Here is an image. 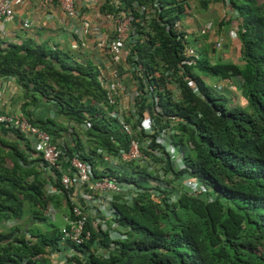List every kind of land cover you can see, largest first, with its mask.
<instances>
[{
    "label": "trees",
    "instance_id": "trees-1",
    "mask_svg": "<svg viewBox=\"0 0 264 264\" xmlns=\"http://www.w3.org/2000/svg\"><path fill=\"white\" fill-rule=\"evenodd\" d=\"M120 2L123 10L136 19L141 15L134 2L154 9L144 25L135 23L141 38L134 51L141 71L126 74L139 82L140 111H149L159 131H174L171 140L181 148L186 168L176 171L168 154V180H161L159 171L146 173L133 163L120 172L105 167L110 174H120V182L138 189L130 204L117 199L113 205L120 224L130 228L128 238L116 241L108 256L90 254L83 260L74 256L67 264H264V2H201L203 8L227 2L240 18L239 27H234L228 17L220 23L237 32L239 59L244 63L241 66L210 64L205 57L183 55L188 45L186 39L183 42L186 33L178 34L174 27L188 12L186 0ZM100 12H114V8L105 3ZM133 58L129 57L130 65ZM97 75V68L91 64L73 63L67 53L47 45L32 40H0V77L17 78L27 93L32 90L42 101L54 105L59 115L74 122V127L90 120L87 142L77 137L75 151L65 142L63 145L69 155L88 149L89 156L80 157L91 163L96 178H100L103 173L95 162L97 151L115 153L126 150L128 144L108 117L110 106ZM207 77L236 80L239 86L235 88L240 89L247 106L233 105L228 95L205 83ZM172 80L179 90L177 100L168 90V81ZM149 93L158 98L156 106L148 102ZM30 121L44 127L55 139L62 137L60 131L67 132L64 127L52 131L56 127L53 120ZM71 131L78 135L75 128ZM152 147L159 148L154 143ZM35 153L24 133L0 127V221L21 220L26 215V227L33 222H41L44 227L0 233V264H20L56 244L59 237L58 227L47 224L46 211L49 206L60 209L65 203L62 196L46 192L52 180L43 170L46 165L41 156ZM183 174L200 182L196 196L182 188ZM52 183L61 189L59 178ZM88 228L92 230L91 223ZM110 244L104 236L102 245L108 248ZM75 252L82 251L75 248Z\"/></svg>",
    "mask_w": 264,
    "mask_h": 264
},
{
    "label": "built area",
    "instance_id": "built-area-1",
    "mask_svg": "<svg viewBox=\"0 0 264 264\" xmlns=\"http://www.w3.org/2000/svg\"><path fill=\"white\" fill-rule=\"evenodd\" d=\"M16 1L17 3L22 2V0ZM53 1L63 15L74 22L71 34L76 41V48L80 54L79 56H72L71 61L81 64L80 55L82 51L89 48L88 37L93 25L80 17L81 12L77 8L76 0ZM89 1L98 2V0ZM108 4L114 8V12L101 13L105 14L107 20L113 23V31L105 41L99 43L98 51L104 59V65L102 69L98 70L97 80L100 87L105 91L108 106H110L108 117L114 120L119 131L125 135L128 146L126 150L120 149L115 153H110L107 150L97 151L96 154L99 157L96 158L95 162L98 164V171L103 173L102 177L96 178L95 169L91 163L81 159V155L89 156L88 149H85L84 153L73 152L72 155H69L64 146L62 148L57 145L55 137L44 127L33 124L23 113L10 115L0 109V127L15 129L24 133L32 143L34 151L41 156L46 165L43 170L47 176H50L52 181L57 178L60 179V190L53 186L52 181H49L45 189L48 195L62 196L65 203L63 208L67 209L64 214H61L62 225L58 227L60 232L56 244L46 248L42 253L25 258L20 264H28V261L35 264H67L69 259L74 256L81 260L90 254L108 256L116 241L128 238L130 228L120 224L113 205L117 199L123 203L132 202L138 189L131 183L120 182L118 179L120 174H110L105 170V167H109L113 172H120L128 164L133 163L140 168L144 167L146 173H152L155 166L163 165V168L159 170V175L161 180H166L165 165L168 163L166 156L168 154L176 171H182L186 168L181 148L171 140L174 131L167 128L159 131V127L151 118L149 111L147 109L140 111L142 98L136 86L139 83L138 80L129 86L123 78L128 71H141L142 66L137 63L138 53L134 51L141 38L135 23L144 25L146 21L151 19L154 9L146 5L140 6L134 2L133 7L137 8L141 15V18L136 19L130 12L123 10L120 0H111V2L109 0ZM153 6L157 7L158 4L154 3ZM13 16L12 1L0 0V40L3 39L4 35L3 25L12 20ZM30 26L28 21L22 24L25 29L30 28ZM211 29L212 24L208 23L197 32L200 35H206ZM174 31L179 34L182 30L175 26ZM231 35H233L232 38H237L235 43L239 51L241 43L237 33L232 31ZM220 36L224 37L223 35ZM177 39L181 40V37L178 36ZM185 39H187V35L183 42ZM221 42L219 40L216 43L217 48L221 46ZM183 55L192 58L188 45L184 47ZM130 56H134V64L132 65L128 62ZM139 74L141 73L139 72ZM139 78L142 76L139 75ZM224 85V82L221 81L211 85V87L223 92ZM147 97L148 102L157 105L158 98L156 96L149 93ZM73 128L77 130L76 134L78 135L71 131L70 137L73 142L70 146L75 151L74 141L77 137L80 142H87L85 133L91 129L90 120L87 119ZM158 131L159 134L157 135ZM137 136H140L141 139ZM153 143L159 148L153 149ZM117 147H119L118 143ZM55 171L59 175H56ZM180 183L190 195L196 196L199 193L200 182L196 177L183 174ZM153 194L156 196V193ZM58 211L53 206H49L46 217L54 221ZM89 223H91L92 230L88 228ZM104 236H107L111 242L108 248L102 245ZM75 248H80L82 252H75Z\"/></svg>",
    "mask_w": 264,
    "mask_h": 264
},
{
    "label": "crops",
    "instance_id": "crops-1",
    "mask_svg": "<svg viewBox=\"0 0 264 264\" xmlns=\"http://www.w3.org/2000/svg\"><path fill=\"white\" fill-rule=\"evenodd\" d=\"M11 1L13 3L14 16L12 20L3 25L4 35L1 41L8 43H21L26 40H32L35 44H44L50 48L63 51L70 57L79 56L80 53L77 51L76 41L71 34L74 22L63 15L53 0H22L21 3H17L16 0ZM108 2L109 0H98L97 3L90 2L89 0H76L77 8L81 12L80 17L88 20L93 25L88 37L89 48L82 51L80 55L82 61L81 64H91L97 68V70L100 68L102 69V66L104 65V59L98 51V48H100L99 43L105 41L113 31V23L107 20L105 14L100 12V7ZM210 8L214 9L215 5L211 4ZM221 20L222 17H220L218 23H220ZM25 21H28L31 24L30 28L25 29L22 27V24ZM187 22L190 24H187ZM208 23L212 24V29L205 35L207 37L206 42L212 44L213 49L216 50V52L223 49L224 52L233 54V59L238 58L239 56L236 54V52L238 53V48H236L235 43L237 38H232L233 35L230 33L232 32L231 29L227 35L223 32L224 37H221L220 35L222 34L217 36V33L214 30L215 28H213L215 25L212 21L196 25L194 20L190 21V19H183L180 22H177L175 26L182 30L181 32H185L188 36L194 35V37H200L202 35L197 31ZM188 26L189 28L186 29ZM219 40L222 42L221 46L217 48L216 43ZM224 43L225 45H223ZM233 59H231L232 61L230 63L238 66L244 64L243 62H237L238 59ZM123 78L129 86L134 84L130 75L125 74ZM221 81H223L224 84L230 82L225 80ZM32 92L33 91L30 90L27 93L19 85L17 78L15 77H0V109L4 113L10 115L23 113L31 120L43 122H46L48 119L53 120L56 127L52 128V131L58 132L61 127H64L67 130V132L60 131L62 137L55 139L57 145L64 146L63 144L65 142L70 146L73 141L69 133H71V129L74 127V122L59 115L54 105L42 101L37 93ZM30 144L32 146L31 142ZM36 155L38 154L35 153V156Z\"/></svg>",
    "mask_w": 264,
    "mask_h": 264
},
{
    "label": "rangeland",
    "instance_id": "rangeland-1",
    "mask_svg": "<svg viewBox=\"0 0 264 264\" xmlns=\"http://www.w3.org/2000/svg\"><path fill=\"white\" fill-rule=\"evenodd\" d=\"M186 2L188 5V12H186L185 15H183L182 20L183 19L184 20L190 19V21L194 20L196 25H201L205 22L212 21L215 25V27L213 26V28H215L214 30L216 31L217 36L219 34L224 35L223 32H225L227 35L229 33L230 29L232 31L234 30V29L230 28V25H225L224 23L219 24L218 20L220 19V17H222V19H224V18L226 19L227 17L229 19H231L234 27L240 26V22H241L240 18L236 17V14L233 11H231L230 7L227 5V2H217L215 4L211 3L212 5H215L214 9L210 8L211 4H209L207 6V8H203L201 5V2H203V0H186ZM257 2L259 4L260 2H264V0H257ZM187 24H190V23L187 22ZM183 26H184V24H183ZM189 26L187 28L186 27L185 28L188 29ZM234 32H236V31L234 30ZM206 39H207V37L205 35L204 36L202 35L200 37L199 36L194 37V35H190V36L187 35L186 40L188 43V50L192 54V58L199 59L201 57H205L209 61L210 64H215L217 62L230 63L232 61L231 59H233V57H234L233 54H229L227 52H224L223 49H221V51L216 52V50L213 49V45L208 44L206 42ZM225 40H227V39H225ZM223 45H225V43ZM236 54L239 56V54L237 52H236ZM237 59H238L237 62H239V63L242 62V61H240L239 57L234 58L233 60H237ZM204 80L207 83V85L209 84L210 86L213 84H216L217 82H221V80H216V79H213L211 77L204 78ZM167 86H168V90L173 95L174 99H176V100L179 99L180 94H179V90L177 88L176 83L173 80L168 81ZM238 86H239V83L236 80L227 82L223 86V89H222L223 92H221V93L228 95L230 97L233 105L246 107L247 101L245 100L244 96L242 95L240 89L235 88ZM162 168H163V165H157L154 167L153 171H155V170L159 171ZM168 179H170V174H167L166 180H168ZM130 203H128V204H130ZM25 206H26V204H25ZM60 207L62 209L61 208L58 209L59 207L58 208L54 207L55 210H59V211L55 214V220L54 221L50 220V218H48L49 220H47V224L54 225L56 227H60V225H62L61 214H64L67 209L63 208L62 205H60ZM27 222H28V218H26V215L21 220H15V219L1 220L0 221V233L7 234V233H10L11 231L17 230V228H19L20 231L18 232V230H17L16 233H21V232L25 231L26 229L33 228L34 226H38L41 229H44L43 224L41 222H37V223L33 222V223L28 224V226L26 227ZM26 237H30V236L26 235Z\"/></svg>",
    "mask_w": 264,
    "mask_h": 264
}]
</instances>
